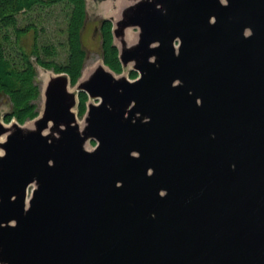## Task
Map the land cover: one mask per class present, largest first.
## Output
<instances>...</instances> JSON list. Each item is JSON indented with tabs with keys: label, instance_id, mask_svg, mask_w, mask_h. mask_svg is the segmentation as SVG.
Instances as JSON below:
<instances>
[{
	"label": "water",
	"instance_id": "obj_1",
	"mask_svg": "<svg viewBox=\"0 0 264 264\" xmlns=\"http://www.w3.org/2000/svg\"><path fill=\"white\" fill-rule=\"evenodd\" d=\"M110 21L134 79L54 73L29 126L0 121V264H264V0Z\"/></svg>",
	"mask_w": 264,
	"mask_h": 264
},
{
	"label": "trees",
	"instance_id": "obj_2",
	"mask_svg": "<svg viewBox=\"0 0 264 264\" xmlns=\"http://www.w3.org/2000/svg\"><path fill=\"white\" fill-rule=\"evenodd\" d=\"M57 4L62 5L66 20L67 57L65 62L59 64L50 61L54 55L52 47L37 46L35 26L32 23L21 25V20H26L31 13ZM86 18L85 0H0V98L6 97L11 105L10 112L3 118L4 122L15 120L22 125L38 116L35 104L39 98L35 83L36 67L56 74L65 73L72 87L81 78L86 57L81 34ZM30 31L35 33V37L30 49L25 51L20 42ZM99 34L103 64L113 73L121 74L122 66L114 45L110 20H101ZM136 76V72H131V79ZM88 100L84 92L78 94V117L84 116Z\"/></svg>",
	"mask_w": 264,
	"mask_h": 264
},
{
	"label": "rangeland",
	"instance_id": "obj_3",
	"mask_svg": "<svg viewBox=\"0 0 264 264\" xmlns=\"http://www.w3.org/2000/svg\"><path fill=\"white\" fill-rule=\"evenodd\" d=\"M126 0H116V1H104L97 4L94 0H85L86 2V10H87V18L82 30L81 40L84 50L86 51V57L84 60L83 71L82 74H86V72L93 71L99 64L102 63L101 58V49H100V34H99V24L103 19L116 18V15L123 7V3ZM224 2V0H222ZM114 5V7H113ZM25 23H32L36 28V42L38 47H52L54 50L53 57L50 58V61L54 63H63L67 57V50L65 46V12L62 5H54L48 9L43 11H36L31 13L26 20H21V25ZM137 29L131 28L128 30L127 40L133 41L134 34L137 33ZM131 35V36H130ZM35 37V33L30 31L26 36L21 39V45L23 46L25 51L30 49L31 44L33 43V39ZM14 39V35H12ZM44 56L43 53H41ZM34 61V58H32ZM101 66V65H100ZM132 64H129L127 67L123 68L122 74L128 79H131V72H135L132 70ZM86 71V72H85ZM52 71H44L40 67H36V77L35 83L39 89V98L35 102L37 106L38 113L41 111L43 105V97L42 90L45 85V81L48 80L49 75H53ZM115 77H118L117 74H114ZM69 90L76 91V87H69ZM90 103L96 104V101H90ZM11 105L6 97L0 98V121L7 125L4 122V116L10 112ZM74 112L77 113V107L74 108ZM84 116L78 117L77 121L83 123ZM12 122H16L12 120ZM32 122L27 121L24 123V126H29ZM95 145V141L91 140L87 144V148L91 149ZM33 187H29L28 189V198H30L31 189Z\"/></svg>",
	"mask_w": 264,
	"mask_h": 264
},
{
	"label": "bare ground",
	"instance_id": "obj_4",
	"mask_svg": "<svg viewBox=\"0 0 264 264\" xmlns=\"http://www.w3.org/2000/svg\"><path fill=\"white\" fill-rule=\"evenodd\" d=\"M127 35H128V33L126 34V39H127ZM131 36V35H130ZM131 42V41H130ZM86 72V71H85ZM88 74V72H86V74H83V78H85L86 77V75ZM83 122V121H82ZM79 125H80V127H82V123L81 122H79ZM46 133H47V131H46ZM1 140H3V139H0V141Z\"/></svg>",
	"mask_w": 264,
	"mask_h": 264
}]
</instances>
